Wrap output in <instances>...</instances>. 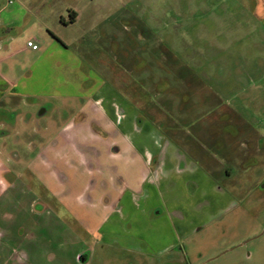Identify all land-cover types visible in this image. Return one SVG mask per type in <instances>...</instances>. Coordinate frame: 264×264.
Listing matches in <instances>:
<instances>
[{
  "label": "rangeland",
  "instance_id": "1",
  "mask_svg": "<svg viewBox=\"0 0 264 264\" xmlns=\"http://www.w3.org/2000/svg\"><path fill=\"white\" fill-rule=\"evenodd\" d=\"M256 2L26 13L0 64V264H264Z\"/></svg>",
  "mask_w": 264,
  "mask_h": 264
},
{
  "label": "crops",
  "instance_id": "2",
  "mask_svg": "<svg viewBox=\"0 0 264 264\" xmlns=\"http://www.w3.org/2000/svg\"><path fill=\"white\" fill-rule=\"evenodd\" d=\"M12 1H15L18 5L11 7V5H7L5 3L4 5L0 6V41L2 42L1 44L2 47H0V64L7 63V61L11 58V54L8 52V48L12 46V44H14L13 40L17 38L15 35L18 34L19 33L18 30L23 27L21 21L23 19L26 20L25 19L26 13L33 14L35 19L38 20H40L41 17L45 18L50 13L54 17L59 16V20L62 25L74 24L77 21L80 14L76 9V6L80 2V0H12ZM31 3H35V4L38 3L39 6L35 5L32 7ZM58 6H62V7L59 8ZM257 6H261V5H257ZM26 45L22 48L24 51L38 50V46L36 49H31ZM11 85H12V81L10 78V74L8 75L7 68H5V70L3 71L0 69V101L1 99L3 100L2 102L4 105L7 106L6 109L8 111L12 109L11 106L14 107L13 109H15L18 106L17 105L18 102L14 100V97H17V95L15 94L12 95L10 92ZM2 113L6 114L7 112L2 111ZM0 121H1L0 124L2 125L3 119H1Z\"/></svg>",
  "mask_w": 264,
  "mask_h": 264
},
{
  "label": "built area",
  "instance_id": "3",
  "mask_svg": "<svg viewBox=\"0 0 264 264\" xmlns=\"http://www.w3.org/2000/svg\"><path fill=\"white\" fill-rule=\"evenodd\" d=\"M26 44H27L26 46L30 47L31 49H36L37 48V43L32 41V40H28L26 42Z\"/></svg>",
  "mask_w": 264,
  "mask_h": 264
}]
</instances>
